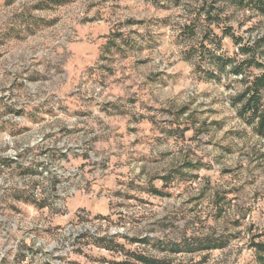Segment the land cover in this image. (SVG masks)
I'll return each instance as SVG.
<instances>
[{
    "label": "clouds",
    "instance_id": "9594fccd",
    "mask_svg": "<svg viewBox=\"0 0 264 264\" xmlns=\"http://www.w3.org/2000/svg\"><path fill=\"white\" fill-rule=\"evenodd\" d=\"M262 5L0 0V264H264Z\"/></svg>",
    "mask_w": 264,
    "mask_h": 264
},
{
    "label": "rangeland",
    "instance_id": "374dc122",
    "mask_svg": "<svg viewBox=\"0 0 264 264\" xmlns=\"http://www.w3.org/2000/svg\"><path fill=\"white\" fill-rule=\"evenodd\" d=\"M131 22L132 21H127L126 23H131ZM136 23H143V21H136ZM191 26H193V25H191V24L190 25H186L185 28L186 27H191ZM185 32H187L186 29H185ZM182 34H184V33H182ZM122 35H123L122 33H112L110 31H108V32H102V33L98 34L96 39L98 41H103V43H101V47L109 48L110 46H114V40L113 39H109V40L104 41V37L105 36H111V37H114V38H120ZM67 39L70 40L71 39V35H69L67 37ZM91 47H92L91 45H87V44H81V45L75 46V49L71 51L70 55L72 57H75L77 59L78 63L74 67H72V70L70 72H68L66 76L59 75V76L54 77L52 79V81L50 82L49 86H51V87H59L62 82H67V84L70 85L71 81H72L73 74H76L78 76L79 75V72H78L79 69H81L84 66H89L93 62V53H92V51H90ZM131 47L135 48L136 46H135V44H132ZM208 52L213 54L210 49H206L205 48V54L208 53ZM219 58H221L222 60H225V58H223V57H219ZM228 59H230V58H228ZM215 61H217V60H215ZM225 61H227V60H225ZM77 87H78V85H77ZM74 95H75L74 93L69 92V94H68V104H66L65 107H71L73 112H80L81 109L73 106V97H74ZM23 111H24L23 109L15 110V114L19 115ZM213 123H218V122L214 121ZM129 131H135V130L133 129V130H129ZM177 131H183V130H177ZM221 150L223 151L224 149L222 148ZM85 159H87V157H85ZM198 164H199V162H198ZM81 167H83V165H81ZM201 168H202V170H207L206 168H203L202 165H201ZM192 169H194V168H192ZM224 171L226 172L228 170L225 169ZM60 195L62 196L63 193L61 192ZM77 203L78 204H83V203H86V201L85 200H81V198L78 196L77 197ZM96 215L99 217L102 214L101 213H96ZM105 218H107V217H105ZM106 239L107 238H98V243L103 244V243H105ZM108 246L109 247H113V248H122L123 247V245H114L112 242H110ZM76 251L80 252L79 249H77ZM129 251L131 252V250H129ZM131 254L132 255H136L135 253H131ZM35 255H39V253H37ZM203 258L204 257H201L200 260L197 263L202 262ZM53 259L56 260L57 262H61V261L64 260V257L58 256V257H53ZM45 264H48V262L45 261ZM68 264H81V262L79 260H77V259H72V260H69ZM110 264H120V262L112 261V262H110Z\"/></svg>",
    "mask_w": 264,
    "mask_h": 264
},
{
    "label": "trees",
    "instance_id": "16d2710c",
    "mask_svg": "<svg viewBox=\"0 0 264 264\" xmlns=\"http://www.w3.org/2000/svg\"><path fill=\"white\" fill-rule=\"evenodd\" d=\"M262 7H264V5H262ZM209 19L211 20L212 17H209ZM186 33H190L192 35H194V25L191 27H186ZM229 30H225V35L228 34ZM209 37L206 35L205 39H208ZM203 47V46H202ZM205 56L211 60H217L219 63L223 64V63H227L229 62L230 59H228L227 61L222 60L219 57H215L213 54H211L210 52L206 53ZM264 89V76L262 77H257L256 80H254L252 82V85L250 88L246 89L244 93H242L241 95L235 97L233 99V103H238L241 102L245 96H248V93H251V96H248L247 99V103L244 104V108L241 109V112H244L246 110H252L255 109V111L253 112V116H258L261 120V128L264 129V112L260 111V103L261 100L264 99V97L261 96L260 90ZM189 163V167L191 168H196V165H191L190 162ZM142 259H147V258H142ZM205 258H203L202 262L204 261ZM202 262H199L197 264H203Z\"/></svg>",
    "mask_w": 264,
    "mask_h": 264
}]
</instances>
